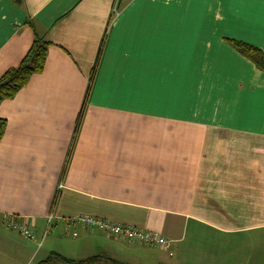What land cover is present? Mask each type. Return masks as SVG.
I'll return each mask as SVG.
<instances>
[{
    "label": "crops",
    "instance_id": "obj_1",
    "mask_svg": "<svg viewBox=\"0 0 264 264\" xmlns=\"http://www.w3.org/2000/svg\"><path fill=\"white\" fill-rule=\"evenodd\" d=\"M33 32L50 41L43 69L0 102V264L51 251L264 264V71L229 41L264 56L261 4L0 0V75ZM6 213L33 239L6 229ZM80 214L171 244L67 226Z\"/></svg>",
    "mask_w": 264,
    "mask_h": 264
},
{
    "label": "trees",
    "instance_id": "obj_2",
    "mask_svg": "<svg viewBox=\"0 0 264 264\" xmlns=\"http://www.w3.org/2000/svg\"><path fill=\"white\" fill-rule=\"evenodd\" d=\"M15 3H20L21 0H14ZM231 44L241 53L248 56L257 66L264 71V56L255 47L248 45L246 43L235 41L229 39ZM50 41L45 37V35H40L33 32L32 41L27 48L26 52L22 56L21 60L16 66L7 68L0 75V102L3 99L11 98L15 93L24 86L29 78L36 73L42 71L45 55ZM5 129V120L0 118V138ZM18 221H23V219L16 217ZM3 225L8 229L4 224ZM26 223V222H25ZM27 224V223H26ZM20 235L15 229H9ZM32 230V229H31ZM25 238V237H23ZM28 239V238H26ZM30 240V239H29ZM33 264H130L122 260L116 259L114 257L105 254L104 252H96L94 254L88 255L83 258L74 259L66 257L58 252L51 251L43 259L33 263Z\"/></svg>",
    "mask_w": 264,
    "mask_h": 264
},
{
    "label": "built area",
    "instance_id": "obj_3",
    "mask_svg": "<svg viewBox=\"0 0 264 264\" xmlns=\"http://www.w3.org/2000/svg\"><path fill=\"white\" fill-rule=\"evenodd\" d=\"M66 223L67 226L80 224L89 229L97 228L108 236L128 243L146 245L159 249H168L171 244V239H168L156 231L146 230L119 222H111L94 215L80 214L72 219H67ZM4 224L8 229H15V231L23 237L33 239L31 228L25 222L15 219L13 214L6 213L4 215ZM72 235H75V232H73Z\"/></svg>",
    "mask_w": 264,
    "mask_h": 264
},
{
    "label": "snow or ice",
    "instance_id": "obj_4",
    "mask_svg": "<svg viewBox=\"0 0 264 264\" xmlns=\"http://www.w3.org/2000/svg\"><path fill=\"white\" fill-rule=\"evenodd\" d=\"M185 2V0H173V3L179 5L180 3ZM238 3H260L262 8H264V0H236Z\"/></svg>",
    "mask_w": 264,
    "mask_h": 264
}]
</instances>
